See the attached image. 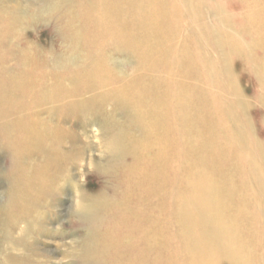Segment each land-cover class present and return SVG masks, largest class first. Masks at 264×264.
Returning a JSON list of instances; mask_svg holds the SVG:
<instances>
[{"label":"rangeland","instance_id":"rangeland-1","mask_svg":"<svg viewBox=\"0 0 264 264\" xmlns=\"http://www.w3.org/2000/svg\"><path fill=\"white\" fill-rule=\"evenodd\" d=\"M102 1L0 0V264H189L181 252L169 255L166 250L170 247L160 249L159 257L158 250L147 249L138 235L148 227H162L163 239L174 242L175 231L181 227L176 216L182 209L172 199L187 194V190L184 192L177 179L174 189L167 187L160 195H150L148 191L156 184L140 178L144 165L139 160L134 162L120 144L127 136L137 138L143 133L120 87L137 76L143 62L159 61L155 75L156 88L161 92L176 96L193 86L192 79L181 76L180 65L169 62L176 61L172 56L162 58L159 54L171 42L175 51L185 45L192 54L199 51L214 61H227L222 63L229 71L226 95L212 86L206 90L214 98L227 97L232 104L242 101L247 139L250 145L257 143L264 148V79L257 78L255 72L262 65L255 68L248 63L264 56V27L255 39L238 30L242 23L262 19L264 6L259 1L224 0L223 11L210 17L213 0H200L206 9L205 24L220 30L216 35L221 47L210 46L204 54L191 31V21L184 15V5L179 3L184 16L181 13L177 20L169 17L173 38L162 40L166 35L162 17L152 12L148 15L159 8L152 0H128V9L120 10L122 15ZM161 10L162 16L172 13L165 6ZM226 15H233L232 27L216 23ZM142 17H151L147 22L150 33L131 31L132 44L127 45L122 26L132 27ZM175 26L178 31L174 35ZM152 35L160 38L155 44ZM140 36L145 39L140 40ZM229 40L246 51L234 50L237 52L223 58L230 49ZM153 47L157 57L148 54ZM198 79L203 80V76ZM172 81H178L175 88ZM96 82L102 94L99 104L94 98ZM84 99L92 106L78 110L73 102ZM147 124L154 125L153 121ZM221 144L228 146L225 139ZM34 145H39L37 150ZM47 154L56 156L49 163L54 170L52 178L46 186L39 182L40 186L35 183V187L25 188L26 202H21L17 193L22 190L19 187L24 176L32 170L40 171L35 167ZM150 157L145 154L141 160ZM170 160L178 168L175 175L187 166L180 157ZM246 163L242 159L240 169L244 173L248 171ZM225 166L223 163L221 168ZM145 170L155 174L160 167L149 165ZM257 174L264 180V156L258 160ZM130 175L134 184L126 185L124 181ZM221 175L227 191L237 188L238 174L227 171ZM170 178L175 179L172 173ZM138 194L143 202L137 206L132 197ZM105 197L115 202L125 199L135 209L124 214L121 207L106 203L83 211L93 200ZM261 205L262 219L255 224L262 236L264 203ZM231 212L234 220L242 219L236 209ZM139 217L145 219V227L137 223ZM263 247L258 249L261 254ZM214 252L206 255L222 257Z\"/></svg>","mask_w":264,"mask_h":264},{"label":"bare ground","instance_id":"bare-ground-1","mask_svg":"<svg viewBox=\"0 0 264 264\" xmlns=\"http://www.w3.org/2000/svg\"><path fill=\"white\" fill-rule=\"evenodd\" d=\"M152 1L159 8L153 11L150 10L148 15L152 12L160 14L159 16L162 17V27L166 34L162 40H165L166 37L168 40L173 38L170 34L169 17L171 20H177V16L181 17L180 3L184 5V15L191 21V31L204 49L203 54L207 53L206 50L210 46L221 47L216 35L220 33V30L214 29L215 25L210 26V28L207 27L205 24L207 17L203 14V10L206 12V9L203 8L200 0ZM223 1L213 0V7L208 11L210 17L223 11ZM254 1H259L261 6H264L262 0ZM102 3H106L105 5L118 15H122L120 10L128 9H126L128 0H105ZM163 6L171 10L172 13H166L162 16L161 9ZM138 10H141L140 7ZM232 16L226 15L224 18L218 19L216 23L232 27L234 23ZM253 16H255L254 13ZM149 18L142 17L141 21L132 27L122 26L121 32L126 37L125 43L127 45L132 44L131 31L143 29L150 33L147 25ZM260 18L262 19L254 23L238 25V30L248 32L251 38L255 39L263 30L261 27H264V15ZM255 24L256 29L254 28ZM177 28L178 26H175L174 35L178 31ZM223 36L227 35L223 33ZM140 37V40L145 39L144 36ZM150 39L155 44L160 38L152 35ZM228 42L230 43V40ZM222 44L224 46L223 42ZM234 46L231 43L228 44L230 49L224 53L223 58L226 57V54L246 51L243 46L240 48ZM174 49L175 47L171 42L159 54L162 55V58L172 56L171 59L176 60L169 62L178 63L181 67V76L192 79L193 86L191 89L182 90L176 96L169 95L167 91L161 92L158 90L156 88L158 79L155 71L159 67L157 66L159 61H153V64L148 61L143 62L137 76L130 83L126 82L120 86L123 87L121 94H124L127 99L126 103L134 121L139 124L143 131L141 137L127 136V139L120 144L128 150L134 162L139 160L144 165L139 172L140 178L156 184L155 188L148 191V193L157 196L167 187L174 189L177 179L181 180L184 192L186 190L188 192L185 195L184 193L176 195L172 199V202L174 204L178 203L180 209H182L180 214L176 216V220L181 227L175 231L174 242L170 241L169 243L163 239L162 227H148L145 231L144 229L140 231L138 235L145 240L147 249L158 250L159 257H161V250L164 247H170L169 250H166L169 255H173V252H181L189 264H220L221 261L227 264H264V251L262 254L259 252V248L264 245V232L261 236L260 227L255 224L262 219L260 209L261 204L264 203L262 197L264 180L260 179L257 174L258 160L264 156V148L257 143L250 145V140L247 139L244 130L245 121L242 116V101L232 104L227 97L225 99L219 96L214 98L206 90L211 89L212 86L224 94V86L229 71L225 70L222 63L227 61H214L208 55V57L205 54L202 55V52L199 51L192 54L185 45H182L178 51ZM173 52L176 55H173ZM148 54L158 56L155 47L148 50ZM248 63L255 68L261 64L262 68H259L258 71L255 69V72L257 78L264 79V56L249 59ZM199 76H203V80H199ZM177 84L178 81H172L174 88ZM235 89L239 93L238 86ZM94 90V98L97 99L96 101L99 104L101 102L100 95L102 94H100L101 90L98 82H96ZM73 103L78 110H87L92 106L90 100L85 99ZM148 121H153L154 125L149 126ZM224 139L228 143L225 148V144H221ZM116 145H118V142L111 144L112 147ZM38 147L39 145L32 146L34 150H37ZM180 147H183V151ZM145 154H149L151 157L144 162V160H141V156ZM45 157L42 163L35 167L40 171L34 172L32 170V173H27L24 176L25 182L23 181L19 187L22 190L17 193V197L20 198L21 202H26L25 188L28 186L35 187V183L40 186L41 182L46 186L49 183L48 180L52 178L54 170L51 167L52 164L49 163L56 156L47 154ZM170 157H180V159L186 161L187 166L181 170L180 174H174L178 168L171 163ZM242 159L247 160L245 166L248 171L246 173L240 169ZM223 163L227 165L224 169L221 168ZM149 165H157L160 170L155 174L149 171L146 172L145 168ZM227 171L239 175L237 188L232 189V191H227L222 184L223 177L221 174L224 175ZM37 172L42 175V177L40 175L41 179L39 181H36V177L40 174ZM171 173L175 179L170 178ZM133 178L130 175L125 179V184L133 185ZM133 198L137 206L142 204L143 197L141 194L135 195L132 200ZM106 203L110 206L121 207L124 214L134 208L125 199H118L115 202L112 198L105 197L101 201L98 199L93 200L87 206V209L86 207L83 208V211L97 209L103 204L105 206ZM89 207L91 208L89 209ZM233 209H236L240 215L242 214L241 220H234L236 216L231 212ZM161 213L169 215L165 211ZM136 221L141 227H145L146 221L144 218L139 217ZM211 250L222 257L213 256L209 258L206 253Z\"/></svg>","mask_w":264,"mask_h":264}]
</instances>
